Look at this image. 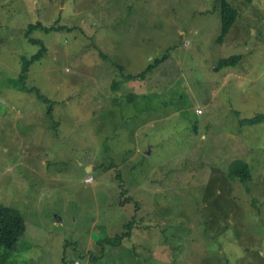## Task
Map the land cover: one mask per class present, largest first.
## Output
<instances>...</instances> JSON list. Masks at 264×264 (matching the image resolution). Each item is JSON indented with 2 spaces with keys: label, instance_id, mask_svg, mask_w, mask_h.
Returning a JSON list of instances; mask_svg holds the SVG:
<instances>
[{
  "label": "rangeland",
  "instance_id": "1",
  "mask_svg": "<svg viewBox=\"0 0 264 264\" xmlns=\"http://www.w3.org/2000/svg\"><path fill=\"white\" fill-rule=\"evenodd\" d=\"M226 1L219 43L221 0H0V264H264V0Z\"/></svg>",
  "mask_w": 264,
  "mask_h": 264
},
{
  "label": "trees",
  "instance_id": "2",
  "mask_svg": "<svg viewBox=\"0 0 264 264\" xmlns=\"http://www.w3.org/2000/svg\"><path fill=\"white\" fill-rule=\"evenodd\" d=\"M247 3L251 4L254 2V0H245ZM239 18L238 11L233 8L226 0H221V21H222V30L221 35L218 38V42L221 43L223 39L229 34L232 27L236 23L237 19ZM36 30H42L46 33L54 32V31H68L70 32V29H67L65 27H45L42 25V23H37L29 26V33H32ZM30 43L35 44L40 47L39 51L33 55L30 59L28 58H22L21 59V75L19 77V80L21 82L25 81V78H27V74L29 72V69L32 65L35 63L41 61L44 57V54L47 52V48L44 45L43 42L35 39H30ZM104 54H102L103 56ZM107 56V55H104ZM103 56V57H104ZM242 57L241 56H232L230 58L222 59L219 61L218 66L215 67V71H220L225 68L229 67H236ZM165 61V58L161 60H156L154 64L149 65L142 73L137 75H126L125 70L123 67L118 66L120 72H122V75L125 76V79L127 80H145L146 77L153 72V70L158 67L160 64H162ZM115 88V86H114ZM20 90L25 93L30 94H36L38 100L41 102L50 105L51 102L42 96L38 90L36 89H29L27 87H24L21 85ZM52 105H50V110L52 111ZM49 110L50 114L51 111ZM240 124L242 127H253L256 125L264 124V116H257L254 119L247 120V121H241ZM250 170L247 164L237 161L234 162L230 168H229V176L231 179H238L241 182L245 183L250 181L251 175ZM129 229V235L132 231V223H130L127 226ZM25 230V224L22 216L20 213L7 206L0 205V248H2L5 251V254H7L8 251L15 250L17 243L19 241V238L23 234ZM126 237V235H125ZM127 238V237H126ZM122 237H119V240L122 241ZM116 241V239L114 240ZM119 241V242H120Z\"/></svg>",
  "mask_w": 264,
  "mask_h": 264
},
{
  "label": "built area",
  "instance_id": "3",
  "mask_svg": "<svg viewBox=\"0 0 264 264\" xmlns=\"http://www.w3.org/2000/svg\"><path fill=\"white\" fill-rule=\"evenodd\" d=\"M197 114H200V112H196ZM90 180H87V182H89ZM74 264H80L79 262H74Z\"/></svg>",
  "mask_w": 264,
  "mask_h": 264
},
{
  "label": "crops",
  "instance_id": "4",
  "mask_svg": "<svg viewBox=\"0 0 264 264\" xmlns=\"http://www.w3.org/2000/svg\"><path fill=\"white\" fill-rule=\"evenodd\" d=\"M76 260V259H75ZM75 260H74V262H75ZM34 261V260H33ZM74 262H73V264H74ZM82 264V263H81Z\"/></svg>",
  "mask_w": 264,
  "mask_h": 264
}]
</instances>
